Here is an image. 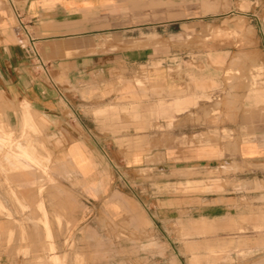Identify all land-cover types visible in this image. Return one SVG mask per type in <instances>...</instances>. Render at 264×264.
<instances>
[{"label": "rangeland", "instance_id": "rangeland-1", "mask_svg": "<svg viewBox=\"0 0 264 264\" xmlns=\"http://www.w3.org/2000/svg\"><path fill=\"white\" fill-rule=\"evenodd\" d=\"M115 11L111 98L33 129L0 92V264H264V0Z\"/></svg>", "mask_w": 264, "mask_h": 264}, {"label": "crops", "instance_id": "crops-1", "mask_svg": "<svg viewBox=\"0 0 264 264\" xmlns=\"http://www.w3.org/2000/svg\"><path fill=\"white\" fill-rule=\"evenodd\" d=\"M116 4L117 0H0V92L25 100L29 127L36 129L31 110L56 116L63 109L71 110L74 100L81 105L86 86L94 80L97 87L92 96L98 93L103 101L114 95L115 75L109 69L117 61L110 53L93 50L116 27ZM30 40L49 71L46 78L35 71L39 61ZM260 96L264 98V90ZM241 151L246 158L263 154L264 148L245 143ZM69 153L77 156V145ZM80 166L86 167L83 162Z\"/></svg>", "mask_w": 264, "mask_h": 264}, {"label": "built area", "instance_id": "built-area-1", "mask_svg": "<svg viewBox=\"0 0 264 264\" xmlns=\"http://www.w3.org/2000/svg\"><path fill=\"white\" fill-rule=\"evenodd\" d=\"M21 46L24 47L25 44L22 43ZM30 47H31V49L33 50V54H34V56L36 57V59H38V54H37L36 51H35L34 45L32 44V40H30Z\"/></svg>", "mask_w": 264, "mask_h": 264}]
</instances>
